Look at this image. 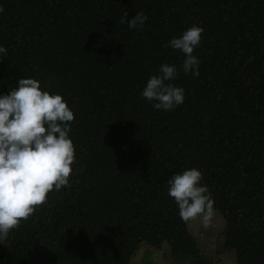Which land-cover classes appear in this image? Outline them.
<instances>
[{"label":"trees","instance_id":"obj_1","mask_svg":"<svg viewBox=\"0 0 264 264\" xmlns=\"http://www.w3.org/2000/svg\"><path fill=\"white\" fill-rule=\"evenodd\" d=\"M0 94L32 77L74 112L70 187L0 244V264H130L146 243L180 264H214L178 215L167 180L203 173L225 198L223 245L237 264H264V0H0ZM142 11L143 29L120 19ZM204 31L199 76L178 72L184 102L154 109L141 90L164 45Z\"/></svg>","mask_w":264,"mask_h":264},{"label":"clouds","instance_id":"obj_2","mask_svg":"<svg viewBox=\"0 0 264 264\" xmlns=\"http://www.w3.org/2000/svg\"><path fill=\"white\" fill-rule=\"evenodd\" d=\"M4 8L0 5V12ZM125 12L121 24L143 29L146 13L136 11L130 19ZM204 29L192 25L164 45L184 54L179 66L161 63L140 92L154 109L171 111L182 104L185 89L174 84L178 72L199 76L200 60L194 55ZM7 48L0 44V55ZM75 116L58 92L40 86L39 80L22 77L17 86L0 94V244L22 220H27L49 193L70 187L69 176L76 163L75 147L69 133ZM167 193L173 198L179 217L185 223L199 220L207 227L214 199L203 173L196 167L173 173L167 180Z\"/></svg>","mask_w":264,"mask_h":264},{"label":"rangeland","instance_id":"obj_3","mask_svg":"<svg viewBox=\"0 0 264 264\" xmlns=\"http://www.w3.org/2000/svg\"><path fill=\"white\" fill-rule=\"evenodd\" d=\"M212 197L214 199L213 215L207 227L196 220L188 222L189 229L195 235L203 253L213 259L214 264H237L234 250H228L223 245L225 228L223 211L227 203L226 199L221 197L216 200L214 195ZM175 252V248L167 243L161 249L143 243L131 257L130 264H180L174 257Z\"/></svg>","mask_w":264,"mask_h":264}]
</instances>
